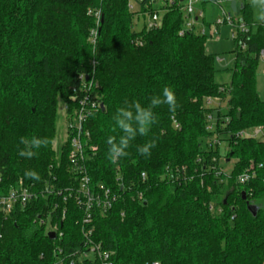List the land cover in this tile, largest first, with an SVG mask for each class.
<instances>
[{"label":"trees","instance_id":"trees-1","mask_svg":"<svg viewBox=\"0 0 264 264\" xmlns=\"http://www.w3.org/2000/svg\"><path fill=\"white\" fill-rule=\"evenodd\" d=\"M95 9L102 19L93 46L89 40L96 21L89 11ZM240 14L242 20L238 13L234 16L235 27L243 23L248 31H238L231 81L219 85L206 36L195 31L179 36L185 18L178 8L165 15L161 29L138 33L128 0H0V196L20 183L36 193L46 183L61 189L73 185L70 142L58 153L53 150L58 101L73 113L77 105L70 98L79 93L80 78H88L100 104L86 125L91 135L85 162L90 186L103 184L121 195L111 211L95 215L94 240L121 264H264V144L229 139L225 157L221 149L204 146L217 133L229 137L264 129V101L256 81L264 24L254 21L249 4ZM136 39L143 45H136ZM165 86L176 94V110L155 108L158 123L149 134L138 135L127 156L110 161L107 139L121 135L112 120L116 109L125 98L146 106ZM210 98L228 99L227 112H217L215 133L208 131ZM33 136L45 139L47 146L31 159L20 156V138ZM151 139L157 146L145 157L137 146ZM222 160L234 165L228 177L217 178L210 168L223 165ZM251 165L255 179L238 185V177ZM172 167L187 168L192 179L163 180ZM117 168L130 191H121ZM29 169L39 173V181L25 177ZM138 192L144 193V201L132 198ZM53 203L67 210L64 241L82 240L83 214L73 200L39 198L25 209L15 208L8 218L0 217V264H54L45 227L33 223ZM211 205L222 209L221 214L212 213ZM250 205L257 208L256 217Z\"/></svg>","mask_w":264,"mask_h":264},{"label":"built area","instance_id":"built-area-1","mask_svg":"<svg viewBox=\"0 0 264 264\" xmlns=\"http://www.w3.org/2000/svg\"><path fill=\"white\" fill-rule=\"evenodd\" d=\"M206 4H210L218 10L220 17L210 25V36L215 37L219 33L221 26L235 27L234 17L227 13L223 8V1L221 0H128V9L134 14V31L135 27L141 24L140 30L136 31H156L163 27L165 15L171 8H178L183 12L185 18V27L179 32V36L183 37L186 33L195 31L198 35L206 36L207 33L203 30L201 33L197 32L196 25L199 21L205 19V13L202 9ZM89 15L96 21V28L90 33V43L95 46L98 38V27L102 19L100 10H90ZM136 21V24H135ZM239 32L246 33L248 31L245 24L241 23L238 28ZM136 45L142 46L141 39H136ZM245 47H243V50ZM260 62H264V51L261 52ZM81 86L79 93L71 96L70 101L77 105L70 113L67 107V114L70 116L69 127L67 128L68 140L71 145V152L69 154V173L71 178L75 181L73 185L67 188H58L54 184L46 183L44 188L39 193L25 188L20 183L18 187L12 188L6 195L0 196V217L8 218L15 208H27L34 200L43 199H63V203H67L69 199L75 202L77 208L82 212V229L83 238L81 241H64V231L62 230L63 222L67 216L66 208L61 209L59 203H53L48 209H44L42 214H38L34 219V224L40 227H45L46 234H54L52 241V256L54 264H121L115 260L113 252L105 251L101 243H97L93 234L94 218L97 213L106 214L113 209L115 202L121 195L105 185L99 184L97 187L90 186V179L87 174L85 166L86 151L90 144V131L87 128V123L90 117L98 111L100 106L98 102V95L93 88V82L88 78L81 77ZM225 92L224 89H222ZM214 100H222L218 98H210L206 105L211 104ZM220 108V107H219ZM220 111V110H219ZM217 111V112H219ZM213 117L208 116V131H216V125H213ZM229 139H251L260 141L264 144V129L262 127H255L240 131L234 135L229 136ZM210 149H221L223 141L220 134H214L209 141ZM94 152L96 148H91ZM117 161V160H116ZM115 161V162H116ZM216 162V159L213 160ZM205 169V168H204ZM210 170L215 172L217 178L228 177L229 172L220 165L211 167ZM206 172L209 171L205 169ZM256 177L255 166L250 168L240 175L237 179V184L245 186L249 184ZM142 182L147 180L146 173L141 175ZM167 182H180L191 180L192 177L188 175L187 168L176 167L167 168L162 177ZM117 181L123 193L130 191L124 188L121 183L120 168H117ZM2 183V173L0 172V185ZM133 199L144 201V193L138 192L131 195ZM210 211L216 215L221 214L222 209H215L213 205L210 206ZM124 216V214H122ZM130 264V263H127ZM146 264H162L159 261L149 262Z\"/></svg>","mask_w":264,"mask_h":264},{"label":"clouds","instance_id":"clouds-1","mask_svg":"<svg viewBox=\"0 0 264 264\" xmlns=\"http://www.w3.org/2000/svg\"><path fill=\"white\" fill-rule=\"evenodd\" d=\"M249 4L254 10V20L259 24H264V0H249ZM161 105H167L169 111H175L178 107L177 97L174 90L165 86L160 95H154L150 98L149 103L145 106L139 100H129L125 98L123 106L118 107L112 117L115 128L119 129L121 135L109 136L107 139L108 152L107 158L115 162L121 157L127 156L126 151L131 142L139 136H147L151 127L158 123V116L154 109ZM115 130V129H114ZM20 144L24 145L18 147V154L22 157L31 159L35 157L42 147L47 146V141L43 138L33 136L30 139L21 137ZM157 146V140L151 139L146 143L137 146V151L145 156L150 157L152 149ZM25 177L39 181L40 175L35 170H25Z\"/></svg>","mask_w":264,"mask_h":264},{"label":"rangeland","instance_id":"rangeland-1","mask_svg":"<svg viewBox=\"0 0 264 264\" xmlns=\"http://www.w3.org/2000/svg\"><path fill=\"white\" fill-rule=\"evenodd\" d=\"M223 1V8L227 13H230L234 17L232 10V3H236V8L238 12L237 19L242 20L240 10L245 4H249V0H221ZM250 5V4H249ZM97 10V9H95ZM252 15L254 19V10L252 9ZM205 13V22L199 21L196 25L197 32L201 33L203 30L206 31V52L216 58V82L219 85H229L231 81L232 71L236 66V39L238 37L237 27L232 26H221L219 28V33L215 37L210 36V26L209 23H213L216 20V16L220 17L218 13L209 11L208 9L204 11ZM255 21V20H254ZM256 22V21H255ZM257 23V22H256ZM134 24V22H133ZM136 24V21H135ZM140 25L135 27V31L140 30ZM256 81H257V93L262 101H264V62H259L257 71H256ZM58 123H57V137L53 142V150L55 153H58L60 148L68 140L67 128L70 123V116L67 114V104L61 99L58 101ZM220 107V108H219ZM206 108L211 112L209 115L213 117V125L217 124L218 113L217 111L221 110L222 113H226L228 109V99L225 100H214L211 104H208ZM223 141L221 152L222 157H225V154L229 151V137L226 135L221 136ZM210 138L206 139L204 142L205 149H207V144L209 143ZM222 166L226 171L230 172L233 168L234 161L224 163L222 160Z\"/></svg>","mask_w":264,"mask_h":264},{"label":"water","instance_id":"water-1","mask_svg":"<svg viewBox=\"0 0 264 264\" xmlns=\"http://www.w3.org/2000/svg\"><path fill=\"white\" fill-rule=\"evenodd\" d=\"M232 10H233V13H234V15L236 16L237 15V8H236V3H232ZM243 199H245V193H243ZM248 209H249V211H250V213L254 216V217H256V215H257V208L255 207V206H253V205H250L249 207H248ZM50 239H54V234H50Z\"/></svg>","mask_w":264,"mask_h":264},{"label":"crops","instance_id":"crops-1","mask_svg":"<svg viewBox=\"0 0 264 264\" xmlns=\"http://www.w3.org/2000/svg\"><path fill=\"white\" fill-rule=\"evenodd\" d=\"M202 9L205 11V10H209V11H211L212 9H213V11H215L216 13H218V10L215 8V7H213L212 5H210V4H206L205 6H203L202 7ZM219 14V13H218ZM217 17L218 16H216V19H217ZM210 25L212 24V23H209Z\"/></svg>","mask_w":264,"mask_h":264}]
</instances>
